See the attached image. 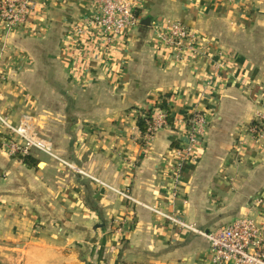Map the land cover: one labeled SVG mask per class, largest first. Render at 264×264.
Listing matches in <instances>:
<instances>
[{
    "label": "crops",
    "instance_id": "0c3cea01",
    "mask_svg": "<svg viewBox=\"0 0 264 264\" xmlns=\"http://www.w3.org/2000/svg\"><path fill=\"white\" fill-rule=\"evenodd\" d=\"M35 3L25 31L0 24V114L53 123V153L71 168L39 153L30 168L0 147V264H212L204 238L143 206L204 232L243 216L264 223V142L246 130L264 114V0H139L122 46L93 29L75 35L95 0ZM171 23L197 36L191 60L156 44ZM218 62L223 81L208 96ZM62 96L64 131L54 118ZM163 101L172 126L144 148L137 120ZM192 113L205 116L206 135L172 200V153L185 139L176 122Z\"/></svg>",
    "mask_w": 264,
    "mask_h": 264
},
{
    "label": "built area",
    "instance_id": "2783aa9c",
    "mask_svg": "<svg viewBox=\"0 0 264 264\" xmlns=\"http://www.w3.org/2000/svg\"><path fill=\"white\" fill-rule=\"evenodd\" d=\"M35 4V0H0V24L4 31L6 33L25 31L28 17L35 8ZM138 5L139 0H95L93 17L86 24L76 25L75 35H83L84 31L93 29L106 42L117 40L122 46L131 31L139 25L135 16ZM155 42L158 46L169 49L176 60L186 62L196 55L195 46L198 38L182 24L171 23L165 33L158 32ZM123 51L124 49L121 48L119 52ZM3 53L1 49L0 81L5 79L2 71ZM223 66L221 62H218L212 73L206 77L204 91L208 92V96L215 84L223 81L220 74ZM168 118L166 111L156 106L153 108L151 120L146 123V131L142 136L144 148L150 145L158 131L169 127ZM176 125L184 129L185 139L172 153L173 167L170 170L172 200L176 196V188L180 183L184 167L193 165L197 161V151L201 149V144L204 142L207 123L205 116L192 113L179 119ZM33 126L30 115L23 116L17 125H12L5 116L0 114V130L4 134L0 138L1 149L14 158L31 157L35 153H40L71 168L63 160L56 158L49 141L38 136ZM246 130L252 139L264 142V114L257 112ZM117 194L128 203L142 206L126 191L117 192ZM143 207L158 219L176 226L181 231L204 238L209 245L212 264H264V223H257L250 216L237 218L221 230L204 232L173 214L165 213L160 208Z\"/></svg>",
    "mask_w": 264,
    "mask_h": 264
},
{
    "label": "rangeland",
    "instance_id": "374dc122",
    "mask_svg": "<svg viewBox=\"0 0 264 264\" xmlns=\"http://www.w3.org/2000/svg\"><path fill=\"white\" fill-rule=\"evenodd\" d=\"M63 97L64 96H62L61 98L56 99L55 101L53 100L54 103L55 104H59V107H60L59 111L56 112V115L57 116L54 115V118H57L56 119V122H58L59 124H61V125L58 126V129H61L62 131H64L66 129L65 126H64V116H63V105L66 102V99L63 98ZM52 124L53 123H51V126L50 125L49 126H46L48 129L47 128H44V127H41V126H37V125H34L33 127H34L35 132L38 134V136H40L41 138H44L45 140L49 141V139L51 138V136L55 134V132H54L55 128H57V127L53 128L54 126ZM66 124H68V123H66ZM59 145L61 147H64L65 146V144L63 142L59 143ZM52 150H53V148H52ZM37 154L38 153H36L34 155H37ZM41 155H43V154H41ZM34 161L37 164L40 160L35 159ZM76 172H79V171L76 170Z\"/></svg>",
    "mask_w": 264,
    "mask_h": 264
},
{
    "label": "trees",
    "instance_id": "16d2710c",
    "mask_svg": "<svg viewBox=\"0 0 264 264\" xmlns=\"http://www.w3.org/2000/svg\"><path fill=\"white\" fill-rule=\"evenodd\" d=\"M156 107L161 109V110L166 111L167 114L169 115V110L166 107L164 101L162 103H160V104H157ZM152 114H153V109H150V110H148L146 112L144 111L142 113V117H139L138 120H137V123H136L137 124V128L140 131L142 136L144 135V133L146 131V123L151 120ZM168 126L169 127L172 126V120H171L170 117L168 118ZM141 144L143 146V141H141ZM18 159H20L26 166H28L30 168H34L37 165L35 163L34 159L31 158V157H23V158H18Z\"/></svg>",
    "mask_w": 264,
    "mask_h": 264
},
{
    "label": "water",
    "instance_id": "95a60500",
    "mask_svg": "<svg viewBox=\"0 0 264 264\" xmlns=\"http://www.w3.org/2000/svg\"><path fill=\"white\" fill-rule=\"evenodd\" d=\"M141 25L146 26V27H149V26H150V20H149V19L143 20V21L141 22ZM39 166H40V165H39Z\"/></svg>",
    "mask_w": 264,
    "mask_h": 264
}]
</instances>
